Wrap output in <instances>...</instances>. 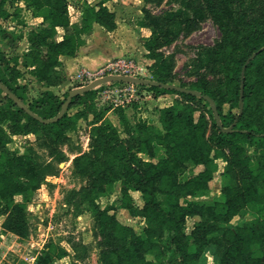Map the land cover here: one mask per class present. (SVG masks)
I'll return each instance as SVG.
<instances>
[{"label": "trees", "instance_id": "trees-1", "mask_svg": "<svg viewBox=\"0 0 264 264\" xmlns=\"http://www.w3.org/2000/svg\"><path fill=\"white\" fill-rule=\"evenodd\" d=\"M18 1L33 9L34 16L43 18L42 25L29 33V48L24 52L23 64L31 69V75L38 82H48V86L57 85L52 79L59 77L61 56H77L95 24L109 31L117 27L116 12L106 4L108 0L96 3L83 0L80 22H72L70 0ZM242 1L181 0L179 9L166 12L162 18L171 26L158 30L153 24L138 22L152 30L144 43L146 56L151 61L148 65L151 78L209 95L216 102L225 127L236 121L230 132L222 130L214 113L208 117L190 102L206 101L205 107L213 111L204 96L162 86L144 87L151 89L155 97L178 93L188 102L161 107V126L139 122L135 126L136 146H131L108 118V108L94 105L96 89L74 97L66 113L58 121L47 124L33 118L5 94L7 102L0 107V215L7 214L5 229L23 238L31 234L28 204L47 177L59 173V164L65 155L60 152L56 160L40 162L32 146L22 153L8 150L9 136L2 123L8 121L15 133L24 134L37 133L36 126H39L55 141H60L76 126L78 119L87 120L92 115L90 150L73 160L76 172L86 176L88 182L81 189L71 191L68 202L74 204L76 215L83 212L84 202L96 207L103 264H152L147 254L159 255L158 241L164 236L171 249L167 264H200L212 244H215V264H264V120L258 122L257 118L264 114V22L249 32L246 12L235 8ZM252 1L253 4L262 2ZM6 2L0 1V18L10 15ZM43 10L47 12L41 15ZM207 18L217 24L221 38L214 45L199 48L196 68L197 72L212 68L219 77L214 85L203 77L190 83L176 82L172 77L174 57L164 55L161 48L172 44L181 34L190 33ZM19 60V56L0 50V81L33 112L43 118L56 116L68 92L62 96L45 89L40 96L30 97L26 84L20 82ZM242 81L244 107L240 113ZM0 92L4 93L1 88ZM257 103L261 104L259 110L255 109ZM80 105L85 106L84 112L78 108ZM76 107L78 110L73 112ZM118 115L121 122L130 123L124 110ZM25 119L31 123L27 130ZM246 144L256 145L260 152L248 154ZM157 146L164 149L162 156H156ZM139 154L150 158L143 159ZM219 159L226 162L222 172V197L207 201L204 197L212 190ZM190 165L201 169L181 180L180 176ZM118 181L122 184L120 206L145 219V236L119 219L114 204L97 202ZM132 191L142 193L141 205H135ZM18 196L22 199L18 200ZM244 208L251 210L253 218L241 225H231ZM189 217L195 219L190 233L186 231ZM66 255V248L51 245L38 255L37 264H53L55 258Z\"/></svg>", "mask_w": 264, "mask_h": 264}, {"label": "rangeland", "instance_id": "rangeland-1", "mask_svg": "<svg viewBox=\"0 0 264 264\" xmlns=\"http://www.w3.org/2000/svg\"><path fill=\"white\" fill-rule=\"evenodd\" d=\"M81 1L70 0L72 22H77L73 8L78 6L80 9ZM113 4L119 6L118 21L120 23H127L133 26L134 23L138 24L140 20H143L147 24L155 25V27L159 28L158 30L171 26L166 23L165 18L162 19L166 12L177 10L182 6L181 0H131L124 3L117 1V3ZM235 8L240 12H246V25L249 32L252 28L260 27V24L264 22V0L256 4H253L252 0H243L242 3L237 2ZM6 9L10 15L7 18H0V50L10 56H19V67L22 70L20 82L26 84L30 97H38L43 90L49 87L48 82H38L31 75V69L23 64V60L24 52L29 48V33L42 25V17L40 21L37 20V17L40 16H34L33 9L27 8L22 1L18 0H7ZM46 12V10H43L40 14L44 15ZM153 17L159 20L161 18V22L158 23L159 20H154ZM124 31L128 34L133 32L130 27L126 26H124ZM60 32L63 33V31ZM220 38L221 31L219 27L211 18H207L190 33L181 34L172 44L161 48L164 55L174 57L173 79L176 82L190 83L203 77L210 80L211 84L214 85L219 73L212 68H203L197 72L196 56L200 47L214 45ZM130 46L135 50V55L125 54L124 56L113 58L95 71L81 68L69 81L61 68L60 74H58L59 77L52 79L59 86L54 92L65 96L70 89L86 85L92 80L101 77L105 71V66L119 59L139 62L140 66L144 68L143 72L146 77L151 78V73L148 70V65L151 61L146 56L147 49L146 53L142 54L139 44L134 40L131 41ZM105 84L96 88L95 98L99 97L100 102L98 104L94 103V105L97 108L109 109L108 118L118 127L121 135L131 146L137 145L138 134L135 126L139 122L161 126L156 112L158 111V105L164 107L174 103L182 105V103L188 102L184 95L178 93L159 96L164 99H161L158 103L152 102L153 99L158 97H155L154 92L147 88L145 95L139 100L123 105H109L110 101L107 99L105 90L107 87L113 88V85ZM104 99L106 100L104 101ZM6 102L5 93L0 92V107ZM190 102L198 109L204 110L208 117L213 115V111L205 107L206 101L191 100ZM260 105L257 103L255 109L259 110ZM78 108L83 110V112L85 111L84 105H80ZM78 108H74L73 112L77 111ZM129 108L132 110L128 113L126 110ZM120 110H124L128 116L130 123L127 125L119 119L118 113ZM199 114L200 111H197L196 115ZM88 118L87 120L84 118L78 119L76 126L70 128L60 141H55L39 126H36L37 133L24 134L15 133L10 122L4 121L2 123L5 132L9 136L8 150L22 153L26 148L32 146L35 149L37 161H54L58 158L60 152L65 155V159L59 164V173L54 176H48L46 182L34 193L28 204L27 216L31 224V234L28 237L23 238L6 230L4 222L7 214L0 215V264H37L38 255L51 245L61 246L67 250V255L63 258H55L53 264H103L101 261L102 238L98 235L100 234V229L96 217V207L90 202H84L82 205L83 212L80 215H76L74 204L70 205L68 202L71 191L81 189L88 182V178L79 175L73 166V160L77 155L90 150L92 127L89 124V120L92 115ZM257 118L258 122L263 121L264 114ZM24 124L25 130L31 127L28 119L24 120ZM209 133L210 129L208 130ZM246 149L247 153L251 155H256L260 152V148L256 145L246 144ZM155 154L156 156H162L164 149L157 146ZM139 156L143 159L150 158V156L143 154H139ZM218 163L219 168L215 172L211 183L212 190L204 197L207 201L222 197L221 186L224 179L222 172L226 162L223 159H219ZM200 169L201 167L190 165L188 171L182 174L180 179L185 180ZM121 187V182H116L114 188L99 197L97 202L102 205L114 204L119 219L132 226L137 233L145 236V219L138 214H132L128 209L120 206L122 199ZM131 195L136 206L143 203L141 192L132 191ZM17 199L21 200L22 198L18 196ZM252 218L251 210L244 208L232 220L231 225H241ZM194 222V218L189 217L187 219L186 231L188 233L193 230ZM158 243L160 246L159 255L147 254V257L152 261V264H167L171 249L168 246L166 237L160 238ZM214 252L215 244H212L207 248L200 264H215Z\"/></svg>", "mask_w": 264, "mask_h": 264}, {"label": "crops", "instance_id": "crops-1", "mask_svg": "<svg viewBox=\"0 0 264 264\" xmlns=\"http://www.w3.org/2000/svg\"><path fill=\"white\" fill-rule=\"evenodd\" d=\"M83 1V0H82ZM80 2V5L82 4ZM85 1V0H84ZM91 3H96L100 0H87ZM127 2L131 0H108L106 4L112 8L117 14V27L114 30H107L103 26L99 24H95L94 29L91 33L85 36L86 43L81 47L77 56H61L62 60V69L64 70V74L66 79H71L79 69L85 68L89 71H95L98 68L104 66L111 59L116 57L128 55H135V50H133L130 46L131 41H136V43L140 46V51L142 54H145L146 48L143 45L146 38H148L152 34V30L148 26H140L138 24H133V26L128 25L127 23H120L118 21V5H114L113 3ZM141 1V0H138ZM76 13V21H81V10L79 7L73 8ZM72 6H70V12L72 13ZM37 20H41V17H37ZM43 20V18H42ZM124 26L130 27L132 29V33L128 34L124 31ZM143 42V43H142ZM140 52V53H141ZM58 85H52L47 87L46 89H51L55 91L58 89ZM161 97L157 99H153L152 102L158 103L161 101ZM163 107L158 105L157 114L159 116V109ZM132 109L129 108L126 111L129 113ZM129 115V114H128ZM130 117V115H129Z\"/></svg>", "mask_w": 264, "mask_h": 264}, {"label": "water", "instance_id": "water-1", "mask_svg": "<svg viewBox=\"0 0 264 264\" xmlns=\"http://www.w3.org/2000/svg\"><path fill=\"white\" fill-rule=\"evenodd\" d=\"M257 53H259V51L254 53L250 59L254 58L257 55ZM245 67L246 66H244V68ZM109 82H128V83H134V84H140V85L162 86V87H165L168 89L177 90V91L197 95L199 97L204 96V98L210 102L213 113H214L215 118H216V122L222 128V130L224 132H230L232 130V128L234 127V125L236 124V121H235L229 127H225L223 125L222 120L220 118V115L218 113L217 104L214 101V99H212L209 95H205L198 90L187 88V87L181 86V85L176 84V83H163V82H159V81L154 80V79L149 78V77H133V76L117 75V74H108L105 76L98 77L86 85H82V86L70 89L68 92L67 99H66L65 103L63 104L61 110L59 111V113L56 116L51 117V118H43L39 114L33 112L21 98H19L14 92H12L1 81H0V88L4 91V93L6 95H8L10 98H12L14 100V102L20 108L26 110L31 116H33V118L40 120L41 122L47 124V123H52V122L58 121L66 113V111L68 110V107H69V105H70V103L74 97H76L78 95H84L85 93L96 89L98 86L103 85L105 83H109ZM243 82L244 81H242V86H241V100H240L241 111H240V113H242L243 107H244L243 106V87H244Z\"/></svg>", "mask_w": 264, "mask_h": 264}, {"label": "built area", "instance_id": "built-area-1", "mask_svg": "<svg viewBox=\"0 0 264 264\" xmlns=\"http://www.w3.org/2000/svg\"><path fill=\"white\" fill-rule=\"evenodd\" d=\"M105 71L102 76L108 74L126 75L133 77H146L143 72V67L140 66L139 62L135 60H124L119 59L112 61L105 66ZM117 83V84H116ZM113 85V88H108L105 90L107 94V99L110 104L123 105L125 103H130L142 98L145 95L147 88L145 85L128 83V82H109L105 85ZM147 86V85H146ZM102 99V97H101ZM106 99H104L105 101ZM95 103L100 102V98L96 97L94 99Z\"/></svg>", "mask_w": 264, "mask_h": 264}]
</instances>
